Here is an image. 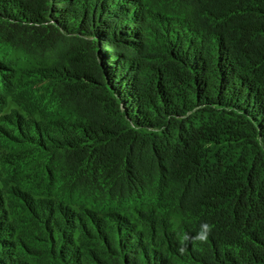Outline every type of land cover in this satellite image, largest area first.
Masks as SVG:
<instances>
[{
	"label": "trees",
	"instance_id": "obj_1",
	"mask_svg": "<svg viewBox=\"0 0 264 264\" xmlns=\"http://www.w3.org/2000/svg\"><path fill=\"white\" fill-rule=\"evenodd\" d=\"M0 140V264H264V0H0Z\"/></svg>",
	"mask_w": 264,
	"mask_h": 264
},
{
	"label": "clouds",
	"instance_id": "obj_2",
	"mask_svg": "<svg viewBox=\"0 0 264 264\" xmlns=\"http://www.w3.org/2000/svg\"><path fill=\"white\" fill-rule=\"evenodd\" d=\"M214 226L209 223H201L199 230L196 232L194 236H183L180 239V247L178 249L179 253L181 255L184 254V252L187 250L186 241H190L193 245L199 243L203 244L206 243L209 236L213 232Z\"/></svg>",
	"mask_w": 264,
	"mask_h": 264
},
{
	"label": "rangeland",
	"instance_id": "obj_3",
	"mask_svg": "<svg viewBox=\"0 0 264 264\" xmlns=\"http://www.w3.org/2000/svg\"><path fill=\"white\" fill-rule=\"evenodd\" d=\"M3 125V124H2ZM5 144L3 143L2 140H0V148L8 151L6 148H5ZM10 151V150H9ZM16 151V150H15ZM8 153V152H6ZM9 155V154H8ZM21 175V172L19 170H16L15 172L14 171H9V170H6L4 171V178L6 180H4L3 178L0 177V180L2 181H11V180H14L16 177H20Z\"/></svg>",
	"mask_w": 264,
	"mask_h": 264
}]
</instances>
